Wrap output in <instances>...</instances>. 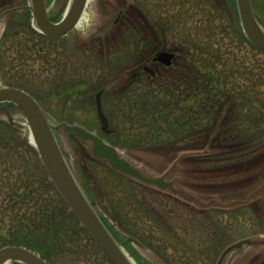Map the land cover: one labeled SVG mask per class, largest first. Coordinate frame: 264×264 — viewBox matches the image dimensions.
<instances>
[{"label": "rangeland", "instance_id": "obj_1", "mask_svg": "<svg viewBox=\"0 0 264 264\" xmlns=\"http://www.w3.org/2000/svg\"><path fill=\"white\" fill-rule=\"evenodd\" d=\"M70 1L46 0L51 20L61 21ZM251 1L264 28V0ZM29 5V0H0V89L33 93L54 124H77L118 143L145 174L169 171L167 180L188 197L216 203L197 205L123 176L96 159L87 142L58 130L56 139L98 214L119 242L133 240L125 250L133 264H216L227 245L264 235V50L244 34L235 0H88L83 24L58 39L35 30ZM163 51L175 55L166 69L152 59ZM208 67L213 69L204 70ZM139 69L144 72L136 76ZM208 78L211 85L204 84ZM173 84L183 89L189 108L198 84L212 90L215 109L194 116L193 126L180 134L145 138L148 143L141 145L129 123L138 117L129 111L136 88L147 96L172 95ZM253 85L260 103L248 110L247 119L238 109L244 104L240 93ZM101 89L109 135L97 113ZM3 106L0 226L33 221L35 248L51 264H112L50 184L22 111ZM249 120L260 125L255 147L248 140L252 130L237 127ZM33 181L34 193L16 198L21 183ZM3 236L1 241L17 239L9 231ZM53 238L58 245L45 247ZM223 264H264V246L232 252Z\"/></svg>", "mask_w": 264, "mask_h": 264}, {"label": "water", "instance_id": "obj_2", "mask_svg": "<svg viewBox=\"0 0 264 264\" xmlns=\"http://www.w3.org/2000/svg\"><path fill=\"white\" fill-rule=\"evenodd\" d=\"M235 1L244 34L252 45L264 50V28L258 21L252 1ZM86 3L87 0H71L64 17L57 23L49 18L46 0H29V7L33 14L35 28L48 37L58 38L65 36L77 25ZM173 58V53L163 51L158 54L154 61L170 66ZM145 70L154 75L152 69L146 67ZM101 95L102 93L97 95V112L101 129L105 133L110 134L111 130L108 128V118L102 108ZM4 103L16 105L25 115L50 182L63 198L70 212L75 215L81 226L90 234L114 264L133 263L124 252L122 244L115 239L109 227L100 218L95 210L94 203L90 201L75 177L61 146L56 140L55 132L57 130L66 129L83 142H87L95 158L105 161L113 170L124 176L144 185L170 192L197 205L210 206L216 204L212 201L205 204L196 197H188L173 181L167 180L169 171H166L162 176H149L145 174L125 157L118 148L107 143L100 136L90 132L83 126L66 122L54 124L48 118L37 99L23 89L15 87L0 89V104ZM10 119L12 120L11 117ZM229 204L234 205V203ZM263 244L264 235L259 234L235 241L223 249L216 264H223L226 257L232 252H242L248 246ZM14 261L23 264H48L36 253L22 247H6L0 250V264Z\"/></svg>", "mask_w": 264, "mask_h": 264}, {"label": "trees", "instance_id": "obj_3", "mask_svg": "<svg viewBox=\"0 0 264 264\" xmlns=\"http://www.w3.org/2000/svg\"><path fill=\"white\" fill-rule=\"evenodd\" d=\"M209 69H213V68L208 67L207 69H204V70L208 71ZM231 75H233V72L228 71L226 77L232 78L234 76V75L233 76ZM211 81L212 80L209 78L205 79L204 84L211 85ZM227 85H229V83ZM231 85L234 87L233 84ZM202 86L203 85L198 84L197 89H195L193 92L196 94V97L193 99L194 106H192V108H189L184 105L186 98H184L185 96H183L184 95L183 89L178 90V86H176L175 84L170 85L168 87V90H171L173 92L172 95H170L171 93H165V95H161V96L152 95V94L147 96V93H145L143 89L140 90L136 88V91L138 94L133 96V99H132L133 108L130 106L129 111L130 113H136L133 116L137 115L138 117L136 118L138 119L137 120L136 118L129 119V123L132 125L130 126L131 135L136 133L137 136L142 139V141L145 140V138L156 140V139H160L164 137L167 134V132L171 134H175V133L180 134L181 133L180 131L185 130L187 127H192L194 124L193 122L196 121L193 118L194 116L199 118V114L206 113V110L210 113L211 109L214 110L216 106V103H215L216 99L211 95L212 90H207L205 89V87H202ZM247 88H248L247 90L246 88L244 89L243 93H240V97L244 100V104L243 106H238V109L241 108L242 111L246 113V118L250 119V117H252V114L249 113V111L253 112L256 106H258L255 103L256 102L260 103V101L258 100V97L256 96V92H257L255 90L256 85H253L252 88L249 86ZM162 92L164 93L165 90H163ZM252 93H254V96L250 95ZM131 97L132 96L130 95L129 96L130 100H131ZM171 102H174V104H172ZM262 108L264 109V103H263ZM142 110L144 111L141 114L140 112ZM135 126H137L138 132H134ZM259 126L260 125L257 123V121H250V120L248 121V124L246 123L239 124L237 126L239 130L241 129V131L242 130H245V131L252 130L253 135L248 138L249 142L251 143L250 147H255V144L258 143L257 138H255V136L260 130L258 128ZM143 129L147 130L145 134L140 133ZM254 132L256 133L254 134ZM139 143L143 145L148 142L140 141ZM115 145H118V143ZM53 230L54 229H50V231H53ZM57 245L58 244L55 242V238H53V242L47 243L45 247L49 248L50 246H57ZM35 251H37L38 253L42 255V253L38 251V248H35ZM42 256L44 257V255Z\"/></svg>", "mask_w": 264, "mask_h": 264}, {"label": "flooded vegetation", "instance_id": "obj_4", "mask_svg": "<svg viewBox=\"0 0 264 264\" xmlns=\"http://www.w3.org/2000/svg\"><path fill=\"white\" fill-rule=\"evenodd\" d=\"M154 58H152V59L154 60ZM150 60H146L143 63V66L145 67L147 65L146 63H149ZM161 66H162L163 69H166L165 65L162 64ZM138 71L139 72L137 73L136 76H138V75H140V73L142 74V72H144L141 69H139ZM103 92H104V90L101 89V93L102 94H103ZM0 183H1V181H0ZM28 190H30L32 194L34 193V190H36L34 181L30 182L29 185H28V182L21 183V187L18 188V190L16 191V193H17V197L16 198H22L23 196L27 195L28 194ZM1 194L2 193H1V185H0V196H1ZM1 210H2V208H1V201H0V211ZM1 218L5 219V216L1 215ZM22 220L23 221H21V223L18 226H15V227H13V226L4 227L2 225L0 226V236L1 235L2 236L5 235L6 231H9L10 233H13V234L17 235L16 236L17 239H14V240H11V241H7V242H6V240L5 241H1V238L5 237V236H3V237L1 236L0 237V241L2 243L0 245V249L5 248V247H15V246L18 247V246H20V247L26 248L28 250L35 251V245L37 243L36 242L37 241V237H36L37 235H36L35 225L33 224V221L28 222L27 220L26 221L24 219H22ZM24 232H25V235H24ZM20 235H22V238L20 237ZM23 237L26 239V241H24ZM29 237L31 238V242L30 243L27 242V239ZM12 264H15V263H12Z\"/></svg>", "mask_w": 264, "mask_h": 264}, {"label": "bare ground", "instance_id": "obj_5", "mask_svg": "<svg viewBox=\"0 0 264 264\" xmlns=\"http://www.w3.org/2000/svg\"><path fill=\"white\" fill-rule=\"evenodd\" d=\"M83 22H84V17H82V18L80 19V21H79V23H78V26H81V24H83ZM29 128H30V127H28V126L26 125L24 129H26L27 132H29ZM29 137H30V141H31L32 143H34L33 137H32V135H31V129H30V132H29Z\"/></svg>", "mask_w": 264, "mask_h": 264}]
</instances>
